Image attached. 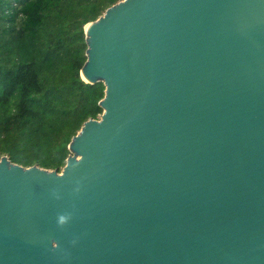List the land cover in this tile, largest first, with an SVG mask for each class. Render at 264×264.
Here are the masks:
<instances>
[{"label": "water", "instance_id": "95a60500", "mask_svg": "<svg viewBox=\"0 0 264 264\" xmlns=\"http://www.w3.org/2000/svg\"><path fill=\"white\" fill-rule=\"evenodd\" d=\"M84 32L102 113L60 171L0 157V264H264V0H119Z\"/></svg>", "mask_w": 264, "mask_h": 264}, {"label": "trees", "instance_id": "16d2710c", "mask_svg": "<svg viewBox=\"0 0 264 264\" xmlns=\"http://www.w3.org/2000/svg\"><path fill=\"white\" fill-rule=\"evenodd\" d=\"M119 0H0V157L60 171L98 118L101 81L80 75L85 25Z\"/></svg>", "mask_w": 264, "mask_h": 264}, {"label": "clouds", "instance_id": "9594fccd", "mask_svg": "<svg viewBox=\"0 0 264 264\" xmlns=\"http://www.w3.org/2000/svg\"><path fill=\"white\" fill-rule=\"evenodd\" d=\"M67 219L68 218L66 216H64V215L59 216V218H58V224L60 226H63L67 222Z\"/></svg>", "mask_w": 264, "mask_h": 264}]
</instances>
